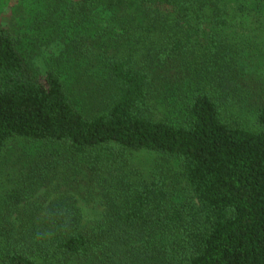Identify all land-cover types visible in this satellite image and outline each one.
I'll use <instances>...</instances> for the list:
<instances>
[{
    "label": "trees",
    "instance_id": "16d2710c",
    "mask_svg": "<svg viewBox=\"0 0 264 264\" xmlns=\"http://www.w3.org/2000/svg\"><path fill=\"white\" fill-rule=\"evenodd\" d=\"M32 2L0 25V264H264V0Z\"/></svg>",
    "mask_w": 264,
    "mask_h": 264
},
{
    "label": "rangeland",
    "instance_id": "374dc122",
    "mask_svg": "<svg viewBox=\"0 0 264 264\" xmlns=\"http://www.w3.org/2000/svg\"><path fill=\"white\" fill-rule=\"evenodd\" d=\"M5 1V2H4ZM18 1V3H17ZM17 4H19V7L17 8ZM32 0H0V11L2 10V15L0 16V25L2 23H11V25L15 28H18V26L21 24V10L27 9V11L31 10L33 7ZM32 6V7H31ZM34 8V7H33ZM16 10H18L19 14L16 18V22L13 23V16ZM102 16H107L106 12L102 13ZM29 21V18L27 19ZM261 37L264 38V33L261 35ZM243 72L245 73V76H253L254 78L262 74L264 76V49L262 51L261 55H257L253 57V59L249 58L247 61H245L243 66ZM256 87V85L254 84ZM21 148H23L24 151L32 152L36 145H20ZM83 215L85 220H91L100 217L102 206L100 205L99 201H97L96 205L89 206L83 201L79 202Z\"/></svg>",
    "mask_w": 264,
    "mask_h": 264
}]
</instances>
